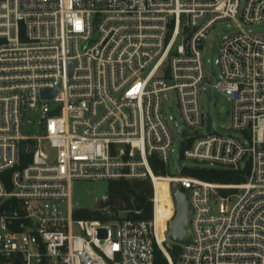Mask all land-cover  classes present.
I'll return each mask as SVG.
<instances>
[{"label": "built area", "instance_id": "obj_1", "mask_svg": "<svg viewBox=\"0 0 264 264\" xmlns=\"http://www.w3.org/2000/svg\"><path fill=\"white\" fill-rule=\"evenodd\" d=\"M227 19L211 84L203 45ZM262 23L264 0H0V264H155L156 249L169 264H264V32L245 28ZM202 95L228 96L241 137L212 129ZM183 158L243 180L189 176ZM76 180L147 181L152 216L103 194L101 220L76 219ZM177 186L188 245L169 238Z\"/></svg>", "mask_w": 264, "mask_h": 264}, {"label": "rangeland", "instance_id": "obj_2", "mask_svg": "<svg viewBox=\"0 0 264 264\" xmlns=\"http://www.w3.org/2000/svg\"><path fill=\"white\" fill-rule=\"evenodd\" d=\"M246 0H240L241 7L244 6ZM247 30H252L255 32H264V23L262 24H252L245 26ZM236 22L230 19L220 20L210 29L207 38L204 41L203 50L205 56V69L206 73L210 79H212L211 84H215L219 81L221 70L216 64V59L220 55V47L223 38L226 35H230L236 32ZM177 97L175 93L169 92L167 94V99L164 101V112L166 115L178 116L177 110ZM202 104L204 105L205 111L209 113L212 119V129L224 134H232L237 137H241L239 132L232 130L231 128V101L228 96L221 95L220 101L215 106L213 101L208 99L207 95H202ZM28 133H34L31 130L30 125L26 126ZM174 136L179 142V136L174 131ZM176 155V154H175ZM181 165L185 167L184 173L189 176L197 177L196 171L200 168L210 169L212 166L208 163L198 162L192 159L183 158L181 160ZM227 173H224V183H235L238 181V172L232 171L230 169ZM174 173V169L170 170V173ZM132 183V182H131ZM223 183V182H222ZM114 182L107 181H91V180H76L73 184V200L78 208L81 210L77 212L76 219H93L101 217L95 216L91 211L95 207H100L101 205L97 203L96 200L100 199L103 194H113L112 185ZM114 198V199H113ZM112 198V203L120 204L115 197ZM103 221V218H102ZM75 234H81L78 227L74 229Z\"/></svg>", "mask_w": 264, "mask_h": 264}, {"label": "trees", "instance_id": "obj_3", "mask_svg": "<svg viewBox=\"0 0 264 264\" xmlns=\"http://www.w3.org/2000/svg\"><path fill=\"white\" fill-rule=\"evenodd\" d=\"M158 159L154 157L152 159V166L154 168V172L157 174H165V169H159L157 166ZM228 170L226 169H207V168H200L196 171L197 177L213 181V182H223L225 180L224 173H227ZM238 175V181L235 183H239L243 180V177L239 174ZM113 194L111 197H115L116 200L122 205L124 202H126L127 206L130 207L132 198H134L140 205H141V213L135 215L136 218L139 219H149L152 216V205L149 201V196L152 193V187L151 184L147 181H134L132 183L125 182V181H116L112 185ZM114 199V198H113ZM173 211V205L172 202L169 200V202L166 204V207L163 212V216H169ZM181 251V246L172 244L170 248V253L172 255V258L174 262L177 261V257ZM155 264H169L167 258L163 255V253L156 249L155 252Z\"/></svg>", "mask_w": 264, "mask_h": 264}, {"label": "water", "instance_id": "obj_4", "mask_svg": "<svg viewBox=\"0 0 264 264\" xmlns=\"http://www.w3.org/2000/svg\"><path fill=\"white\" fill-rule=\"evenodd\" d=\"M104 0H98V5L102 6ZM71 63V70H72ZM60 87L55 89L43 88L41 90V97L44 99H51L55 96ZM210 125V120H209ZM24 152V148L22 149ZM180 155H177L175 169L178 170V161ZM176 215L175 218L170 222L169 225V238L172 242L180 245H188L192 241V236L190 232L187 231V226L189 224L190 211L188 208L187 194L183 192L179 186L176 187L174 193ZM132 202L137 210H140L141 205L133 198Z\"/></svg>", "mask_w": 264, "mask_h": 264}, {"label": "bare ground", "instance_id": "obj_5", "mask_svg": "<svg viewBox=\"0 0 264 264\" xmlns=\"http://www.w3.org/2000/svg\"><path fill=\"white\" fill-rule=\"evenodd\" d=\"M169 202V199L168 200H165L162 205H160L159 207V211L161 212L162 216H163V212H164V209L166 207V204ZM173 212V211H172Z\"/></svg>", "mask_w": 264, "mask_h": 264}]
</instances>
